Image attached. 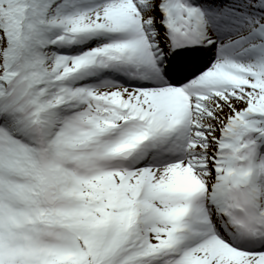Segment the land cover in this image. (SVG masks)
Wrapping results in <instances>:
<instances>
[{
    "label": "snow or ice",
    "instance_id": "snow-or-ice-1",
    "mask_svg": "<svg viewBox=\"0 0 264 264\" xmlns=\"http://www.w3.org/2000/svg\"><path fill=\"white\" fill-rule=\"evenodd\" d=\"M0 264H264V0H0Z\"/></svg>",
    "mask_w": 264,
    "mask_h": 264
}]
</instances>
